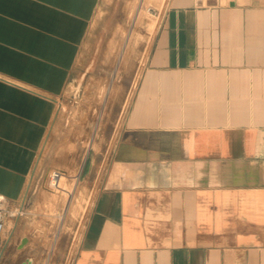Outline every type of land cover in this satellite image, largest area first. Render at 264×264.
<instances>
[{
    "label": "crops",
    "instance_id": "obj_1",
    "mask_svg": "<svg viewBox=\"0 0 264 264\" xmlns=\"http://www.w3.org/2000/svg\"><path fill=\"white\" fill-rule=\"evenodd\" d=\"M100 1L0 0V195L22 211ZM109 143L71 264H264V0H168Z\"/></svg>",
    "mask_w": 264,
    "mask_h": 264
},
{
    "label": "rangeland",
    "instance_id": "obj_2",
    "mask_svg": "<svg viewBox=\"0 0 264 264\" xmlns=\"http://www.w3.org/2000/svg\"><path fill=\"white\" fill-rule=\"evenodd\" d=\"M167 1H100L28 179L23 213L33 218L22 217L0 264H21L29 255L34 264H71L101 184L100 168L80 177L85 155L106 138L115 144ZM57 170L63 176L51 186ZM27 234L33 254L17 248Z\"/></svg>",
    "mask_w": 264,
    "mask_h": 264
},
{
    "label": "built area",
    "instance_id": "obj_3",
    "mask_svg": "<svg viewBox=\"0 0 264 264\" xmlns=\"http://www.w3.org/2000/svg\"><path fill=\"white\" fill-rule=\"evenodd\" d=\"M63 173L54 171L50 176L51 186H55L61 179ZM23 215V211L18 206H13L5 197L0 195V241L5 235L6 229L13 221Z\"/></svg>",
    "mask_w": 264,
    "mask_h": 264
},
{
    "label": "water",
    "instance_id": "obj_4",
    "mask_svg": "<svg viewBox=\"0 0 264 264\" xmlns=\"http://www.w3.org/2000/svg\"><path fill=\"white\" fill-rule=\"evenodd\" d=\"M27 243V240L24 239L21 241V244L19 246V249L23 248ZM21 264H32L31 260H26L25 262L21 263Z\"/></svg>",
    "mask_w": 264,
    "mask_h": 264
},
{
    "label": "bare ground",
    "instance_id": "obj_5",
    "mask_svg": "<svg viewBox=\"0 0 264 264\" xmlns=\"http://www.w3.org/2000/svg\"><path fill=\"white\" fill-rule=\"evenodd\" d=\"M15 223L14 224H16V221H14Z\"/></svg>",
    "mask_w": 264,
    "mask_h": 264
}]
</instances>
